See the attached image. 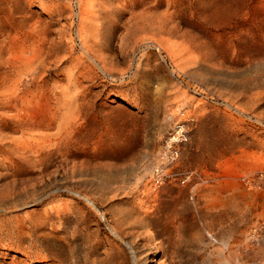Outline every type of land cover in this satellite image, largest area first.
<instances>
[{"label":"rangeland","instance_id":"obj_1","mask_svg":"<svg viewBox=\"0 0 264 264\" xmlns=\"http://www.w3.org/2000/svg\"><path fill=\"white\" fill-rule=\"evenodd\" d=\"M263 260L264 0H0V264Z\"/></svg>","mask_w":264,"mask_h":264},{"label":"built area","instance_id":"obj_2","mask_svg":"<svg viewBox=\"0 0 264 264\" xmlns=\"http://www.w3.org/2000/svg\"><path fill=\"white\" fill-rule=\"evenodd\" d=\"M184 109H179L177 119L174 120V126L169 133L164 145L157 155V161L152 165L149 173V184L152 188H157L164 183L172 181L178 184H185L192 174L191 171H177L173 168L179 154V146L186 139V132L183 126ZM186 119H189L188 117Z\"/></svg>","mask_w":264,"mask_h":264},{"label":"bare ground","instance_id":"obj_3","mask_svg":"<svg viewBox=\"0 0 264 264\" xmlns=\"http://www.w3.org/2000/svg\"><path fill=\"white\" fill-rule=\"evenodd\" d=\"M222 262H223V261H222ZM260 264H264V260H263Z\"/></svg>","mask_w":264,"mask_h":264}]
</instances>
